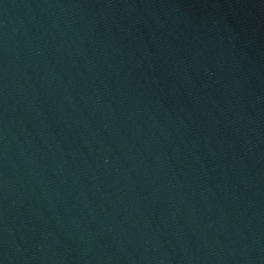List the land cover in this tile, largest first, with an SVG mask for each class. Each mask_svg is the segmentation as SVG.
I'll list each match as a JSON object with an SVG mask.
<instances>
[{"label":"water","instance_id":"water-1","mask_svg":"<svg viewBox=\"0 0 264 264\" xmlns=\"http://www.w3.org/2000/svg\"><path fill=\"white\" fill-rule=\"evenodd\" d=\"M0 264H264V0H0Z\"/></svg>","mask_w":264,"mask_h":264}]
</instances>
